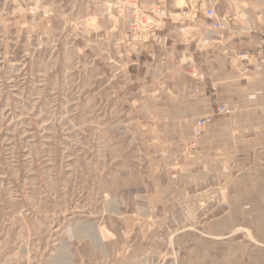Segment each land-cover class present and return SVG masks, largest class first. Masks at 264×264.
<instances>
[{"label":"rangeland","instance_id":"1","mask_svg":"<svg viewBox=\"0 0 264 264\" xmlns=\"http://www.w3.org/2000/svg\"><path fill=\"white\" fill-rule=\"evenodd\" d=\"M195 3L0 0V264H264V215L210 233L182 229L213 214L146 213L147 161L160 160L159 176L169 153L147 150L162 121L135 100L132 64L161 20L206 9ZM144 16L152 28L134 30ZM210 237L233 240L234 255L226 244L215 260L179 253Z\"/></svg>","mask_w":264,"mask_h":264},{"label":"crops","instance_id":"2","mask_svg":"<svg viewBox=\"0 0 264 264\" xmlns=\"http://www.w3.org/2000/svg\"><path fill=\"white\" fill-rule=\"evenodd\" d=\"M194 1L204 8L219 3ZM226 3V11L218 14L226 23L219 30L209 27L205 9L198 14L184 10L161 20V28L146 36L142 43L145 47H140L145 49V59L132 64L139 65L142 73H134L129 79L135 100L145 103L146 112L150 110L156 120L162 121L151 132L152 136L161 133L162 141L156 144L153 140L147 150L151 147L152 151L169 153L167 158L163 156L165 169L159 176L152 174L160 160L152 155L147 161L151 172L145 185L146 213L165 219L191 212L193 216H214L182 231L215 232L222 228L218 223L224 222L223 218L226 223H236L226 224L224 229L236 226L244 231L250 228L240 218L264 215V73L255 69L264 28V0ZM207 36L208 43L203 45ZM136 40L130 48L132 58L140 50L136 49ZM240 54L249 58L243 59ZM220 104L234 109L217 113ZM208 117L211 122L204 135L195 138L193 125ZM220 206L223 210L219 212ZM239 223L241 226H237ZM154 227L150 224V229ZM225 244L231 250L229 256H233L234 241L214 237L188 241L190 249L179 253L193 262L206 254L215 260L219 246Z\"/></svg>","mask_w":264,"mask_h":264},{"label":"built area","instance_id":"3","mask_svg":"<svg viewBox=\"0 0 264 264\" xmlns=\"http://www.w3.org/2000/svg\"><path fill=\"white\" fill-rule=\"evenodd\" d=\"M204 16L210 21L209 27L213 30H219L225 26L226 22H225L224 18H222L218 15V13L214 9V7H207L204 11ZM144 17H145V20L147 21L146 23L142 22V21H144ZM144 17H142L143 19L141 20V22H138V19L133 21L132 27L134 30H138V28L141 25L147 27L150 24L149 22H152L151 19L153 16H149L148 18L146 16H144ZM149 19H150V21H149ZM151 25H152V23L150 24V26L145 31L151 29L152 28ZM208 40L209 39L207 36L205 38V40L203 41V45L208 43ZM257 54H258V59H257V65L255 66V69L258 72L264 73V28L260 32ZM240 57H243V59L249 58L248 55H243V54H240ZM233 109L234 108L232 106H230L229 104H220L216 108V112L220 113V114L229 113ZM209 122H211V118H209V117L200 119L196 122V124L193 127V135L195 138H199V137L203 136L204 130H205V128Z\"/></svg>","mask_w":264,"mask_h":264}]
</instances>
